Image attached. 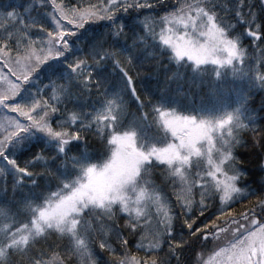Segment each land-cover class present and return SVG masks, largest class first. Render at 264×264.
Listing matches in <instances>:
<instances>
[{"label": "snow or ice", "instance_id": "snow-or-ice-1", "mask_svg": "<svg viewBox=\"0 0 264 264\" xmlns=\"http://www.w3.org/2000/svg\"><path fill=\"white\" fill-rule=\"evenodd\" d=\"M49 7L51 23L34 15ZM256 7L248 0H97L83 8L0 0V264H72L73 257L183 264L191 247L185 230L215 243L198 264H264V175L253 187L235 155L241 133L251 132L264 172V121L257 127L249 110L252 90L264 89V0ZM161 57L174 68L153 91L152 62ZM181 74L221 98L235 93V105L177 111L169 87ZM126 97L150 111L129 119ZM91 134L103 158L99 148L89 154ZM252 197L244 223L214 224L211 239L193 227L208 201L230 206ZM181 213L187 219L177 230ZM132 238L144 256L131 254ZM44 243L50 251L36 248ZM100 251L111 261L97 259Z\"/></svg>", "mask_w": 264, "mask_h": 264}, {"label": "trees", "instance_id": "trees-1", "mask_svg": "<svg viewBox=\"0 0 264 264\" xmlns=\"http://www.w3.org/2000/svg\"><path fill=\"white\" fill-rule=\"evenodd\" d=\"M4 2H7V0H4ZM20 0H17V3H19ZM36 2L39 4L41 0H36ZM59 2V0H58ZM249 3H255L257 5L256 11H259V0H248ZM63 3L69 6L74 7H87L89 3H97V0H63ZM177 3V0H165V4L168 5H174ZM164 9L162 6L158 5L156 8V12H158L160 15L164 14ZM51 11V8H45L43 10L38 11L37 13H34V15L42 16L44 17L48 23H51V18L47 16V13ZM148 13L145 12V15ZM152 15H155V13H152ZM99 23L103 24V21H100ZM47 26V25H46ZM245 48H249V43L247 40L244 41ZM252 47H255V45H252ZM251 50V49H250ZM259 53L257 52V55ZM3 61H0V64H2ZM156 66L152 68V79L149 82L153 86V91H155V84L156 80L159 79L163 81L166 76H171L172 70L174 68V65H169L167 61L161 57L160 62H152ZM211 65L209 66V69H211ZM4 72H7V68L4 69ZM212 79H215L214 76L211 77ZM14 79V78H12ZM229 81H231L233 78L229 74L228 77ZM239 83V82H237ZM143 88L142 85L138 84V93ZM169 95L172 98L173 101H175L174 107L177 111H182L185 115L188 114V111L190 110H199V109H206L208 111L218 110L221 107L226 108L228 111H231V108H228V105L232 104L235 105V102L237 101V96L235 93H229V92H223L222 97L221 95H218L215 93L205 82V84H194L190 79H187L184 74H181L179 78L170 81V87H169ZM142 99H151V96L149 95H142ZM126 103L128 106V112H129V119L133 118V116L138 115L140 112L143 111H150V109H139L137 102L130 97H126ZM264 89H261L260 87H256L252 90V96L249 101V110L253 117L257 120V127H259L260 122L264 121ZM87 111H91V109H86ZM15 115V114H13ZM23 119V118H21ZM247 123V121H245ZM246 142V143H245ZM89 143L93 145L92 148L88 149L89 154H92L97 148L100 149L102 158L103 153L106 151L104 148V145L99 142V138L96 137L94 134L90 135ZM35 151L39 152L40 149L36 148ZM259 152L258 148H254L252 144V133L251 132H242L241 133V145H237V148L235 149V155L237 158L243 162V166L245 167L247 171V180L249 183L253 185V187L257 186V183L260 180V177L264 175V172H262L261 168L258 167L259 158L257 153ZM27 159V158H26ZM18 163L23 166L24 160L18 161ZM154 173H160L162 172V169L153 170ZM157 183H159V180H157ZM169 192L171 190L169 189ZM198 198V197H197ZM170 199L174 202L175 196L170 195ZM256 197H252L250 199H240L238 202L232 203L230 206H225L223 204H219L218 202L208 201V210L205 212L204 216L200 217L199 213L197 212L196 215L192 217L193 220H195V223L193 224V227H199L200 229H204V234H208L210 239V233L212 231V225H223V222L226 220H230L231 218H235L237 220H240L242 223L244 221L242 220L241 213L247 212L250 207H252L253 203L255 202ZM220 208H224L225 212L227 214L222 215L220 212ZM179 212V206L176 205L174 207V213ZM122 214L117 213V222L119 224H123L125 222L124 219H120V216ZM181 215V220L176 223L177 230L179 229V223L182 222L184 219H187L186 216H184L183 213ZM207 225V227H205ZM2 226V225H0ZM235 227V225H233ZM184 240L188 241L191 244V247L182 254V261L183 264H198V257L201 253H209L214 247L215 243H209L208 241H204L203 239H198L197 236H191L190 230H185L183 233ZM200 235L199 233L197 234ZM97 241L95 245V250H98V243H99V236L94 237ZM52 239V238H50ZM136 238H132L129 241V249L132 255L136 256H144V251H137L134 247V240ZM60 243V249L61 251L64 250L65 245L67 244L66 240H62ZM113 247H116V245H113ZM37 249H43L45 252L50 251L49 246L47 243L36 245ZM163 253H161L162 255ZM124 253L122 250H118L115 253V256L120 257L123 256ZM103 258L105 260L111 261L113 258V255L111 253L100 251L99 255L97 256V259ZM45 259H49L50 257L45 256ZM159 259V257H157ZM72 264H77L76 258H72ZM173 264L175 262L173 261Z\"/></svg>", "mask_w": 264, "mask_h": 264}, {"label": "rangeland", "instance_id": "rangeland-1", "mask_svg": "<svg viewBox=\"0 0 264 264\" xmlns=\"http://www.w3.org/2000/svg\"><path fill=\"white\" fill-rule=\"evenodd\" d=\"M222 236L224 235V234H221Z\"/></svg>", "mask_w": 264, "mask_h": 264}]
</instances>
